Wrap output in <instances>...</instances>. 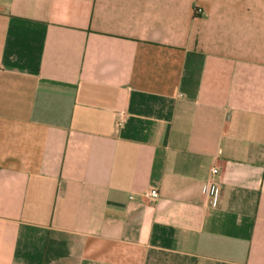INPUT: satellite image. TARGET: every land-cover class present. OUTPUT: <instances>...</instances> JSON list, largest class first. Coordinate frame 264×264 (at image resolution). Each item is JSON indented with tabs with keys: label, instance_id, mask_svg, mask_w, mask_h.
<instances>
[{
	"label": "crops",
	"instance_id": "0c3cea01",
	"mask_svg": "<svg viewBox=\"0 0 264 264\" xmlns=\"http://www.w3.org/2000/svg\"><path fill=\"white\" fill-rule=\"evenodd\" d=\"M0 264H264V0H0Z\"/></svg>",
	"mask_w": 264,
	"mask_h": 264
},
{
	"label": "built area",
	"instance_id": "2783aa9c",
	"mask_svg": "<svg viewBox=\"0 0 264 264\" xmlns=\"http://www.w3.org/2000/svg\"><path fill=\"white\" fill-rule=\"evenodd\" d=\"M218 173H219V169L217 166H214L211 168V174L209 175V177L207 179L206 187H205V191H204V193L207 197L212 196L215 192V185H216L215 177H216V175H218ZM149 196L151 198H156L158 196V193L156 190H151L149 192Z\"/></svg>",
	"mask_w": 264,
	"mask_h": 264
}]
</instances>
